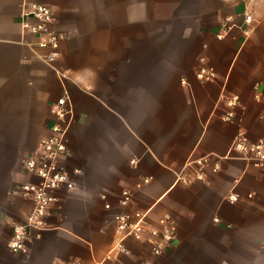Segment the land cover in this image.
Masks as SVG:
<instances>
[{
  "label": "crops",
  "instance_id": "1",
  "mask_svg": "<svg viewBox=\"0 0 264 264\" xmlns=\"http://www.w3.org/2000/svg\"><path fill=\"white\" fill-rule=\"evenodd\" d=\"M33 3L53 10L54 61L24 27ZM202 66L213 79L197 76ZM64 91L60 164L74 187L56 191L45 228L13 252V224L33 209L19 191L32 180L22 161L49 133ZM239 132L264 138V0H0V264H264V170L230 152ZM203 155L219 170L198 180L191 166L179 181ZM122 189L149 224L176 220L160 254L128 239V253L106 258Z\"/></svg>",
  "mask_w": 264,
  "mask_h": 264
},
{
  "label": "built area",
  "instance_id": "2",
  "mask_svg": "<svg viewBox=\"0 0 264 264\" xmlns=\"http://www.w3.org/2000/svg\"><path fill=\"white\" fill-rule=\"evenodd\" d=\"M34 18V22H24V27L31 33L39 36L38 46L47 49L43 56L46 61H54L59 54L61 34L53 27L54 13L50 6L43 3H33L27 12ZM251 16H246L250 22ZM197 76L203 80H211L215 76L212 67L202 66ZM238 97L233 95L227 99L231 107L224 115V120L234 117L233 106L237 104ZM54 121L48 125L49 133L40 141L39 148L28 154L22 161L23 169L32 176V180L19 186L20 193L30 198L33 209L24 222L13 224L12 236L8 242L11 251L17 252L25 248L29 239L30 230L40 231L45 228V220L49 213L50 205L57 199L56 191L61 187L73 188L74 182L67 171L61 166L60 158L67 151V127L68 118L71 115L69 93H64L52 104ZM235 153L264 170V138L250 139L244 132H239L233 140L230 148ZM193 167L192 175L198 180H205L206 171L217 172L220 168L219 159L213 155L195 157L181 170L177 177L184 184L189 182L188 167ZM149 178H144L147 182ZM236 193H230L228 199L231 202L237 200ZM132 192L122 189L118 204L121 210L113 213L115 223V238L106 258H112L120 253H128L125 245L128 239L147 242L154 254H160L166 246L171 244L176 237L177 223L169 213L161 215L156 224L147 221V210L130 208ZM104 207L110 209L109 202ZM151 264V263H147Z\"/></svg>",
  "mask_w": 264,
  "mask_h": 264
}]
</instances>
